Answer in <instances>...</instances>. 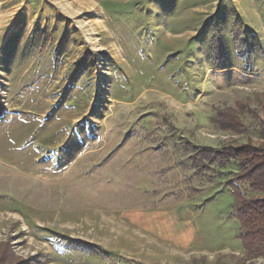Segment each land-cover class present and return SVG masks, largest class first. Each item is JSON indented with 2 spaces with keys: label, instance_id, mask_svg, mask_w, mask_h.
<instances>
[{
  "label": "rangeland",
  "instance_id": "obj_1",
  "mask_svg": "<svg viewBox=\"0 0 264 264\" xmlns=\"http://www.w3.org/2000/svg\"><path fill=\"white\" fill-rule=\"evenodd\" d=\"M243 103L264 125V0H0V244L13 264L245 259L236 163L198 174L186 147L264 144L250 115L209 123Z\"/></svg>",
  "mask_w": 264,
  "mask_h": 264
},
{
  "label": "trees",
  "instance_id": "obj_2",
  "mask_svg": "<svg viewBox=\"0 0 264 264\" xmlns=\"http://www.w3.org/2000/svg\"><path fill=\"white\" fill-rule=\"evenodd\" d=\"M249 115L251 120L258 124V137L263 141L264 125H259L261 119L249 111V107L244 103L237 107L236 112L230 110L221 113L216 109L209 118V123L224 132L239 134L247 131L242 118ZM186 147L190 149V167L198 174L207 175L216 167L225 166L229 162L236 163L237 175L225 183L232 193L234 213L240 226L239 240L245 258L237 260L235 264L264 258V144L247 142L215 149L188 143ZM238 184H246L251 195L243 192ZM0 249V264H13L14 259L6 251V246L0 244Z\"/></svg>",
  "mask_w": 264,
  "mask_h": 264
}]
</instances>
